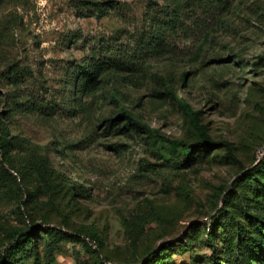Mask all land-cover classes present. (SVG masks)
<instances>
[{"label":"rangeland","instance_id":"374dc122","mask_svg":"<svg viewBox=\"0 0 264 264\" xmlns=\"http://www.w3.org/2000/svg\"><path fill=\"white\" fill-rule=\"evenodd\" d=\"M181 1L0 0V264H264V0Z\"/></svg>","mask_w":264,"mask_h":264},{"label":"trees","instance_id":"16d2710c","mask_svg":"<svg viewBox=\"0 0 264 264\" xmlns=\"http://www.w3.org/2000/svg\"><path fill=\"white\" fill-rule=\"evenodd\" d=\"M111 1L113 2V5H115L118 2V0H111ZM175 1H176V7L174 8V11H173L174 14L172 15L171 22H169V24L172 27L176 26V24L179 20V15H180V13L182 11V7H183V3H182L183 1H181V0H175ZM188 107H189L188 104H184L183 110L187 111L189 113L190 120H191L192 124L194 125L196 132H197V135L199 137L198 143H196L195 145H192V148L195 150L196 148H202L203 145L217 143L208 134L206 126L200 122V112L190 111L188 109ZM112 120L114 122L122 121V120H128L133 125H136L137 127L144 129L148 133L158 135L157 130H153L148 125L141 122V120H139L138 118H136L134 116V114L132 113L131 110H129L125 107H121L117 117H115ZM0 123H2V121H0ZM5 129H6V125L3 126V124H2V132H1L0 139H1V142L3 143V145L5 143V139L3 136V131H5ZM222 143H224L226 145L228 155L234 157L231 144L227 141L222 142ZM254 169H255L254 171H264V161H259ZM10 232H14L15 236L18 237V239H19L17 242V245H16L17 249L22 248L24 245L23 243H25L26 241H30L32 239V235H31L33 233L32 230H30L29 232H25V231H23V229H16V230L10 231ZM240 235L243 237V239L245 241L251 243L254 247L260 248L258 239L251 236V235H248L245 232V230L241 229ZM88 238L92 241H95L98 245H100V243H101V239L96 233L89 234ZM160 255L161 254H158L157 252H152V253H150V256H148L147 259L149 260V263H151V264H159L158 258L160 257Z\"/></svg>","mask_w":264,"mask_h":264}]
</instances>
